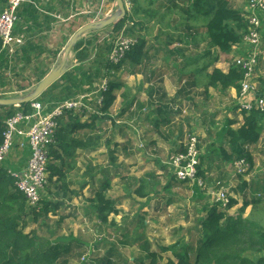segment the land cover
Returning a JSON list of instances; mask_svg holds the SVG:
<instances>
[{
	"label": "crops",
	"instance_id": "crops-1",
	"mask_svg": "<svg viewBox=\"0 0 264 264\" xmlns=\"http://www.w3.org/2000/svg\"><path fill=\"white\" fill-rule=\"evenodd\" d=\"M114 1L31 0L24 3L19 8V21L13 32L16 38H22V43L11 50H2L7 60L0 67L3 83L0 96L16 98L31 92L62 62L66 46L82 27L115 12ZM141 1L140 13L134 14L133 21H128L123 28L127 36L134 31L129 37L138 40L139 47L110 77L119 84L117 100L105 116L69 113L60 120L48 148L49 184L42 202L60 203L52 213L61 215L62 222L69 220L72 212L77 224L98 223L90 200L109 184L108 197L116 201L120 214L129 204L137 205L143 212L161 211L165 225L178 228L170 234L176 235L174 240L169 242L167 236L166 243L157 246L162 249L180 240L193 241V234L199 232V222L206 219L216 204L214 194L223 188L236 201L229 210L230 216L237 217L246 203L245 218L255 212V203H260L256 210L264 212V116L259 142L244 149L252 158V169L245 175H237V161L226 164L220 151L232 153L227 131H238L245 124L248 112L241 107L254 102L258 93L241 97L236 89L222 91L208 84L209 75L215 69L228 73L235 64L233 58L247 55L249 47L242 40L229 56L216 49L207 56L205 23L200 28L194 25L193 34L182 29L181 25L190 17L184 9L190 8L186 0H173L177 8L169 0ZM6 4V0H0V13ZM263 35L262 60L255 82L258 92L264 82ZM114 39L112 27L83 37L82 49L88 50L90 58L78 62L73 49L69 69L55 82L60 89L49 88L46 96L43 94L45 114L62 104L55 97L65 87H72L65 101L78 100L97 89L101 79L89 77L104 64L101 45L111 47ZM109 54L105 47L106 59ZM97 58L99 62L95 63ZM66 75L73 77L72 83L63 80ZM65 95L68 96V91ZM19 129L24 131L21 126ZM189 135L200 141L203 189L179 182L166 165L171 156L182 152ZM27 143L24 136H16L13 151L5 163L8 171L23 173L27 169L30 158ZM141 185L146 186L148 197L145 199L136 193ZM180 233L187 238L183 234L177 237ZM163 236L166 238L164 233Z\"/></svg>",
	"mask_w": 264,
	"mask_h": 264
},
{
	"label": "trees",
	"instance_id": "trees-1",
	"mask_svg": "<svg viewBox=\"0 0 264 264\" xmlns=\"http://www.w3.org/2000/svg\"><path fill=\"white\" fill-rule=\"evenodd\" d=\"M131 3V12L126 14L125 19L112 27L113 35L120 33L128 21H133V15L140 13L142 7L141 0H128ZM153 1V0H148ZM188 7L186 10L189 16L196 21H205L206 38L208 40V51L206 55H211L213 49L218 50L224 56H229L233 47L242 44L243 35L246 32L247 24L243 17V13L233 6L234 0H186ZM174 2L169 0V4ZM175 6V5H174ZM176 8L178 7L175 6ZM208 20V21H206ZM203 21V22H204ZM182 29L183 26H182ZM185 30V29H184ZM108 31V30H107ZM109 32V31H108ZM96 34V32H91ZM125 34V32H124ZM129 36L134 35L131 30ZM127 36V35H125ZM127 36V37H129ZM133 38V37H129ZM96 40V38H94ZM135 39V38H134ZM139 41L126 55V58L134 54L139 47ZM84 41L81 40L74 52L78 62H84L90 58L87 49H82ZM112 49L109 45H101L103 50L104 64L97 67L94 75L89 78L101 79L111 77L112 72H117L121 64L113 67L109 64V58L106 59ZM100 57V56H99ZM125 58V59H126ZM124 59V60H125ZM5 53L2 52V41L0 39V67L6 63ZM98 58L95 63H98ZM208 69V67H206ZM84 78H87L84 75ZM65 82L70 84L73 77L66 75ZM86 80V79H85ZM243 80V72L235 64L230 66L228 73H224L219 69H215L209 75L208 87L220 88L222 91L236 89L240 91L241 81ZM0 84H3L0 81ZM50 88L57 91L60 89L58 83H54ZM65 87L55 97V101L59 103L65 102V98L69 97L70 89ZM119 84L110 80L109 89L105 94V103L102 112L108 114L110 109L117 100L116 91ZM48 91V90H47ZM45 91L43 94L47 93ZM68 91V96L65 95ZM41 95L35 102L44 103V95ZM258 95H264V82L261 83ZM46 96V95H45ZM1 99H9L8 96H0ZM30 104L20 107H0V147L4 141V134L7 130L6 122L16 113L32 114L33 109ZM263 114L259 111L245 113V124L238 130H228L229 142L232 147V153L227 154L226 151H220V156L226 164H234L236 161L246 159L252 169V158L245 152V146L257 144L261 137L260 126ZM23 129L25 125L21 126ZM31 155V151H30ZM6 163V162H5ZM5 163L0 165V264H65L61 262L64 255L71 250V242L66 240L63 243L47 244L37 234L36 231L26 232L29 226H35L40 217H47L50 212H55V205L42 202L39 209L31 208L26 197L16 187V181L9 175ZM110 185L106 184L102 190L96 193L90 203L93 207V213L98 220L101 230L113 228L117 233H121L125 238L128 231L127 227H121L115 224L111 217L120 215L117 204L114 199L108 197ZM139 198H147L146 186L141 185L136 191ZM236 205L234 199H230L229 204L223 207L220 203L215 204L209 211L206 219L199 222V232L196 240L185 242L180 240L176 244L162 248V251L171 252L173 257L164 258L158 252L151 250L149 239H146L147 225L144 218H139L136 225V234L138 235L132 245L139 247L140 256L134 259V264H264V226L260 221L254 218V214L245 218V211L248 203L239 209V215L232 217L229 210ZM260 203L253 205L254 211ZM51 207V209H50ZM59 227L61 224L58 225ZM123 246H129L128 240H123ZM117 251L115 247H111L105 253V256L99 260H95L96 264H115V255ZM166 260V262H165ZM118 261V260H117Z\"/></svg>",
	"mask_w": 264,
	"mask_h": 264
},
{
	"label": "built area",
	"instance_id": "built-area-1",
	"mask_svg": "<svg viewBox=\"0 0 264 264\" xmlns=\"http://www.w3.org/2000/svg\"><path fill=\"white\" fill-rule=\"evenodd\" d=\"M30 1L6 0V7L0 13V39L3 51L11 50L14 45L22 43V38H16L13 32L19 21V8ZM246 2L247 5L242 12L247 24L243 42L245 46L249 47V52L234 60L236 67H239L243 72V80L240 85L241 97L258 93L255 82L262 60V30L264 27V0H246ZM125 6L127 12L130 13L131 3L128 0H125ZM124 32L125 30L112 41L109 64L113 67L119 66L126 58L127 53L138 43V40L125 36ZM113 74L114 72H112ZM109 82V77L103 78L93 93L78 100L65 101L48 114L44 113L42 104L34 101L31 103L32 114L18 112L7 120V130L0 147V165L7 161L13 151L16 136H24L28 140L27 144L31 151L27 169L23 173L9 171V175L15 179L17 189L24 194L31 208H40L43 194L49 184L50 153L48 148L53 143L60 120L69 113L105 116L102 108L105 103V94L109 89ZM241 109L248 113L256 110L264 114V95H257L254 102L244 104ZM22 125L26 126L24 131L19 129ZM24 146L25 144H21V147ZM199 146L198 137L187 136L182 152L171 156L166 165L179 182L189 183L203 189L205 182L200 176L201 151ZM235 168L237 175L240 176L245 175L251 169L246 159L237 161ZM214 196L215 203H220L223 207H226L230 202L229 192L225 188Z\"/></svg>",
	"mask_w": 264,
	"mask_h": 264
},
{
	"label": "rangeland",
	"instance_id": "rangeland-1",
	"mask_svg": "<svg viewBox=\"0 0 264 264\" xmlns=\"http://www.w3.org/2000/svg\"><path fill=\"white\" fill-rule=\"evenodd\" d=\"M145 2L148 3V1ZM246 5V0L233 1L234 8L241 12H243ZM184 9L187 10V8ZM188 21H190L191 24ZM188 21L186 20L181 26H183L187 33L192 32L193 34V26L196 25L200 28L204 20L196 21L195 19L188 17ZM204 23L206 22L204 21ZM124 30L125 29H123V31ZM262 31L264 33V29ZM119 34L120 33L117 32L114 37L116 38ZM234 59L235 58H233V61ZM258 210H255V212ZM160 212H143V209H139L137 205L129 204L126 209L122 210V214L111 218V220L116 222L115 224L118 226L127 227L128 231L125 238L123 237L124 235L117 233L113 228L105 227V229L101 230L98 223L89 224L86 223L87 221H83V223L77 224V222H75V215L72 212H70L69 220L66 222H62L63 219H61V215H56L51 212L52 215L43 218L40 217L37 224L35 226H29L26 229V232L36 231L38 236L47 244L63 243L66 240H73L71 242L70 252L64 255L61 260V262H65V264H96L93 262L104 257L106 251L111 247H115V250L117 251L114 259L116 261L115 264H134V259L140 256L139 247L137 245H132V243L138 238V235L136 234V225L139 218H144L146 222V239H149L150 241L151 250L158 252L166 259L168 257H173L171 254L163 252L162 249H159L157 246L166 243L167 236H169V242L174 240L176 235L170 234L173 230H177L178 228H174L168 224L165 225L161 220ZM255 212L253 213L254 218L257 219V221H260L264 226V212L262 209L259 210L257 216H255ZM60 223H62V225L59 227L58 225ZM163 233L166 235V238L163 236ZM194 233L196 232L194 231ZM181 234H183L184 239L187 238L184 233L178 234L177 237H180ZM193 236L194 240H196L198 234H193ZM123 240H128L129 246H123L121 244Z\"/></svg>",
	"mask_w": 264,
	"mask_h": 264
},
{
	"label": "water",
	"instance_id": "water-1",
	"mask_svg": "<svg viewBox=\"0 0 264 264\" xmlns=\"http://www.w3.org/2000/svg\"><path fill=\"white\" fill-rule=\"evenodd\" d=\"M115 3L116 10L115 12H111L108 18L87 24L71 38L63 52L62 62L45 79L38 83L31 90V92L23 97L9 99L0 98V107H20L36 101L47 89H49L67 72L69 69L68 62L71 52L87 33L105 31L110 27H115L118 23L125 19L127 14L125 0H115Z\"/></svg>",
	"mask_w": 264,
	"mask_h": 264
}]
</instances>
